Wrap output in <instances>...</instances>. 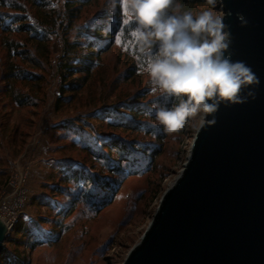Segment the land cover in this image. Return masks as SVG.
Returning <instances> with one entry per match:
<instances>
[{
    "label": "rangeland",
    "instance_id": "rangeland-1",
    "mask_svg": "<svg viewBox=\"0 0 264 264\" xmlns=\"http://www.w3.org/2000/svg\"><path fill=\"white\" fill-rule=\"evenodd\" d=\"M218 7L221 10V3ZM69 38L73 40L75 34ZM61 47V41L54 39L48 66L38 73L43 81L34 89L35 105L19 107L0 82V196L5 193L12 207L18 205L17 222L20 220L19 233L12 234V228L7 234L0 264H123L147 231L164 192L183 171L200 122L193 119L185 125L182 143L178 132L170 134L156 161V172L128 179L108 208L95 212L79 204L69 213L76 192L74 185L64 184L63 176L68 168L91 167L77 140L92 137L76 127L71 133L57 127L74 125L85 107L92 106L88 102L92 96L96 100L105 95L111 101L118 92L132 91V87L119 80L123 67L113 50L102 57L98 75L104 76L103 88L98 89L96 77L88 82L82 97L75 99L80 103L56 111ZM0 60L4 61L2 52ZM113 82L119 87L109 94ZM16 90L26 95L24 90ZM92 125L93 129L98 126L96 122Z\"/></svg>",
    "mask_w": 264,
    "mask_h": 264
},
{
    "label": "trees",
    "instance_id": "trees-1",
    "mask_svg": "<svg viewBox=\"0 0 264 264\" xmlns=\"http://www.w3.org/2000/svg\"><path fill=\"white\" fill-rule=\"evenodd\" d=\"M179 3L181 12L206 5L205 0ZM134 29L135 22L120 7L115 12L109 10V0H0V52L4 55L0 82L5 93L15 96L11 99L19 107L35 105L33 92L43 81L38 73L48 66L54 39L62 45L57 62L60 85L56 111L80 103L75 99L82 97L88 82L96 77L98 89L103 88L104 76L98 75L102 57L113 50L123 67L119 80L132 87V91L118 92L111 101L105 95L96 100L92 96L88 101L92 106L85 107L86 112L79 114L74 125L57 127L69 133L76 127L92 137L77 140L91 167L68 168L63 176L64 184L76 187L69 213L79 204L101 212L115 202L128 179L156 172V161L170 137L155 121L151 105L156 97L143 72L146 57L138 50ZM71 34H75L73 40ZM118 87L113 82L109 94ZM93 122L98 124L95 129ZM178 134L182 143L183 132ZM19 223L12 234L19 233Z\"/></svg>",
    "mask_w": 264,
    "mask_h": 264
},
{
    "label": "water",
    "instance_id": "water-1",
    "mask_svg": "<svg viewBox=\"0 0 264 264\" xmlns=\"http://www.w3.org/2000/svg\"><path fill=\"white\" fill-rule=\"evenodd\" d=\"M221 10L231 58L260 79L255 98L221 104L216 123L199 128L123 264H264V0H222ZM7 234L0 219V255Z\"/></svg>",
    "mask_w": 264,
    "mask_h": 264
},
{
    "label": "clouds",
    "instance_id": "clouds-1",
    "mask_svg": "<svg viewBox=\"0 0 264 264\" xmlns=\"http://www.w3.org/2000/svg\"><path fill=\"white\" fill-rule=\"evenodd\" d=\"M222 0H205L194 14L180 11L179 0H109L135 22L133 37L146 57L147 74L156 101L155 121L169 134L198 119L200 127L214 125L225 106L255 98L260 79L243 60L229 53L231 32L224 22ZM211 117V118H208Z\"/></svg>",
    "mask_w": 264,
    "mask_h": 264
},
{
    "label": "built area",
    "instance_id": "built-area-1",
    "mask_svg": "<svg viewBox=\"0 0 264 264\" xmlns=\"http://www.w3.org/2000/svg\"><path fill=\"white\" fill-rule=\"evenodd\" d=\"M4 193L0 196V214L4 225L6 226L8 232L15 226L18 220V205L11 206L9 200L7 199L8 196H5ZM19 212V211H18Z\"/></svg>",
    "mask_w": 264,
    "mask_h": 264
},
{
    "label": "snow or ice",
    "instance_id": "snow-or-ice-1",
    "mask_svg": "<svg viewBox=\"0 0 264 264\" xmlns=\"http://www.w3.org/2000/svg\"><path fill=\"white\" fill-rule=\"evenodd\" d=\"M124 23H125V24H127V23H128V21H127V20H125V21H124ZM116 41H117V43H120V37H119V36H117V37H116Z\"/></svg>",
    "mask_w": 264,
    "mask_h": 264
},
{
    "label": "bare ground",
    "instance_id": "bare-ground-1",
    "mask_svg": "<svg viewBox=\"0 0 264 264\" xmlns=\"http://www.w3.org/2000/svg\"><path fill=\"white\" fill-rule=\"evenodd\" d=\"M189 157H190V156H189ZM188 159H189V158H188ZM184 167H185V166H184ZM182 173H183V171L180 173V176L178 177V179L181 177ZM178 179H177V180H178ZM177 180H176V181H177ZM176 181L174 182V184L176 183ZM174 184H173V185H174ZM173 185H172V186H170L168 189L172 188V187H173ZM1 220H2V219H1ZM2 222H3V221H2Z\"/></svg>",
    "mask_w": 264,
    "mask_h": 264
}]
</instances>
